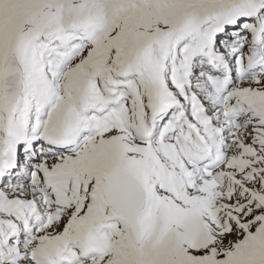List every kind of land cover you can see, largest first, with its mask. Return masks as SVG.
Wrapping results in <instances>:
<instances>
[{
  "label": "snow or ice",
  "instance_id": "obj_1",
  "mask_svg": "<svg viewBox=\"0 0 264 264\" xmlns=\"http://www.w3.org/2000/svg\"><path fill=\"white\" fill-rule=\"evenodd\" d=\"M0 264H264V0H0Z\"/></svg>",
  "mask_w": 264,
  "mask_h": 264
}]
</instances>
